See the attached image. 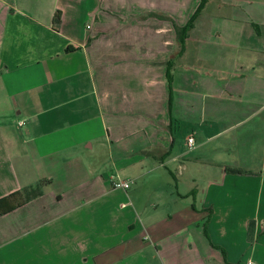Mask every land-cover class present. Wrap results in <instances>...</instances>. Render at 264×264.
<instances>
[{
    "label": "crops",
    "instance_id": "1",
    "mask_svg": "<svg viewBox=\"0 0 264 264\" xmlns=\"http://www.w3.org/2000/svg\"><path fill=\"white\" fill-rule=\"evenodd\" d=\"M200 4L0 0V200L40 192L0 264H264V0H209L175 60Z\"/></svg>",
    "mask_w": 264,
    "mask_h": 264
},
{
    "label": "trees",
    "instance_id": "2",
    "mask_svg": "<svg viewBox=\"0 0 264 264\" xmlns=\"http://www.w3.org/2000/svg\"><path fill=\"white\" fill-rule=\"evenodd\" d=\"M209 0H201V4L197 10V12L193 15V17L190 19L188 24L183 27V28H178L176 27V33H177V40L180 46V50L176 54L175 60L180 58L184 51H185V43L186 39L188 38V33L189 31L194 27L195 21L202 12V10L205 8L206 4L208 3ZM55 23V28L57 29L60 24H61V16L58 13L55 17L54 20ZM171 63V62H170ZM171 69L168 68V78H169V83L170 85L172 84V78H171ZM171 88V87H170ZM171 105V102H170ZM233 173H238V174H243L245 172L243 171H238V170H228ZM31 190H26L24 192H17L14 194H11L10 196L3 198L0 200V216L8 214L17 208L25 205L32 199L36 198L38 195H40V192H36L35 194L30 192ZM30 192V194H29ZM30 196V197H28ZM207 237L209 238V234H207ZM225 255V254H224Z\"/></svg>",
    "mask_w": 264,
    "mask_h": 264
},
{
    "label": "built area",
    "instance_id": "3",
    "mask_svg": "<svg viewBox=\"0 0 264 264\" xmlns=\"http://www.w3.org/2000/svg\"><path fill=\"white\" fill-rule=\"evenodd\" d=\"M21 125H24V124H21ZM193 142H194L193 139L189 140V144L191 146H192ZM114 187H115V189H118V190H127L130 188V182H128V181H117V182H114ZM248 264H255V263L250 261Z\"/></svg>",
    "mask_w": 264,
    "mask_h": 264
},
{
    "label": "rangeland",
    "instance_id": "4",
    "mask_svg": "<svg viewBox=\"0 0 264 264\" xmlns=\"http://www.w3.org/2000/svg\"><path fill=\"white\" fill-rule=\"evenodd\" d=\"M165 176H167V175H165ZM165 179H167V177H165ZM140 195H141L142 197H144V196H143V193H141ZM251 249H252V246L249 247V250H251Z\"/></svg>",
    "mask_w": 264,
    "mask_h": 264
}]
</instances>
